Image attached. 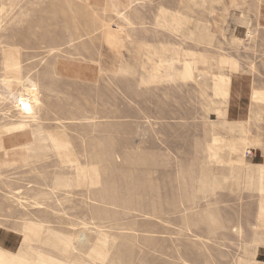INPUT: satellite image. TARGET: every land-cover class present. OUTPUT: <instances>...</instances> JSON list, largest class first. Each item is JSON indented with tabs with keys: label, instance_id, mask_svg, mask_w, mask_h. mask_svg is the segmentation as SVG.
<instances>
[{
	"label": "rangeland",
	"instance_id": "374dc122",
	"mask_svg": "<svg viewBox=\"0 0 264 264\" xmlns=\"http://www.w3.org/2000/svg\"><path fill=\"white\" fill-rule=\"evenodd\" d=\"M0 252L264 264V0H0Z\"/></svg>",
	"mask_w": 264,
	"mask_h": 264
},
{
	"label": "bare ground",
	"instance_id": "6f19581e",
	"mask_svg": "<svg viewBox=\"0 0 264 264\" xmlns=\"http://www.w3.org/2000/svg\"><path fill=\"white\" fill-rule=\"evenodd\" d=\"M21 102L22 105L26 106V105H30L31 103V99L30 97H27L25 95H20L19 96V103ZM46 261V264L49 263L47 262V260L45 259ZM30 261L29 260H26L24 258H21V257H14V256H11L9 254H4V253H1L0 252V264H30L29 263ZM34 262H32L33 264ZM37 263V262H36ZM39 263V262H38ZM39 264H42V263H39ZM45 264V262L43 263ZM50 264V263H49Z\"/></svg>",
	"mask_w": 264,
	"mask_h": 264
}]
</instances>
